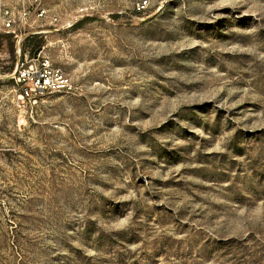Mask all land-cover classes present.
I'll return each mask as SVG.
<instances>
[{
    "label": "rangeland",
    "instance_id": "rangeland-1",
    "mask_svg": "<svg viewBox=\"0 0 264 264\" xmlns=\"http://www.w3.org/2000/svg\"><path fill=\"white\" fill-rule=\"evenodd\" d=\"M5 3L0 264H264V0Z\"/></svg>",
    "mask_w": 264,
    "mask_h": 264
},
{
    "label": "built area",
    "instance_id": "built-area-1",
    "mask_svg": "<svg viewBox=\"0 0 264 264\" xmlns=\"http://www.w3.org/2000/svg\"><path fill=\"white\" fill-rule=\"evenodd\" d=\"M144 3H141L143 7ZM16 18L5 0H0V40L5 34H14L16 43L20 44L21 35L17 34ZM20 54V48L16 50ZM0 77L10 79L17 85L18 98L37 102L38 98L55 92L70 93L72 82L61 68L54 66L50 60L39 51L34 56L23 53L18 57L15 67L8 73L2 72Z\"/></svg>",
    "mask_w": 264,
    "mask_h": 264
},
{
    "label": "trees",
    "instance_id": "trees-1",
    "mask_svg": "<svg viewBox=\"0 0 264 264\" xmlns=\"http://www.w3.org/2000/svg\"><path fill=\"white\" fill-rule=\"evenodd\" d=\"M37 48H38V46H37L35 43H33V44L31 45L30 52H31V53H34L35 50H36Z\"/></svg>",
    "mask_w": 264,
    "mask_h": 264
}]
</instances>
